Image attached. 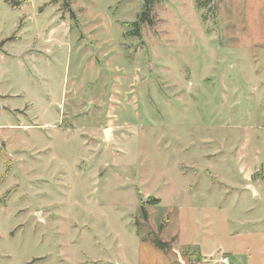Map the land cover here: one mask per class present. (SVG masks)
I'll return each instance as SVG.
<instances>
[{"label":"rangeland","instance_id":"1","mask_svg":"<svg viewBox=\"0 0 264 264\" xmlns=\"http://www.w3.org/2000/svg\"><path fill=\"white\" fill-rule=\"evenodd\" d=\"M144 2L0 0V264H264V0Z\"/></svg>","mask_w":264,"mask_h":264},{"label":"trees","instance_id":"2","mask_svg":"<svg viewBox=\"0 0 264 264\" xmlns=\"http://www.w3.org/2000/svg\"><path fill=\"white\" fill-rule=\"evenodd\" d=\"M155 1L156 0H145L143 10L139 15L138 22H135L134 25H138L139 23H143V22L153 23L151 11L153 5L155 4ZM68 6H69V1H68ZM157 201H158L157 199H150L149 203L154 204ZM153 243L155 244L156 247L161 248L163 250L168 248V244L158 238L153 239Z\"/></svg>","mask_w":264,"mask_h":264},{"label":"crops","instance_id":"3","mask_svg":"<svg viewBox=\"0 0 264 264\" xmlns=\"http://www.w3.org/2000/svg\"><path fill=\"white\" fill-rule=\"evenodd\" d=\"M257 197H258V196H257ZM261 200L264 201V197H263V198L261 197ZM258 221H259V223H258L259 225H260L261 223L264 222L263 219L257 220V221H255V222H258ZM240 231H242V229H241V230H236V231H234L232 234L234 235V237L237 236V235H240L242 238H245V239H247V238H249V236H251L250 231H244V230H243V232H241V233H240ZM248 233H249V234H248ZM223 250L226 251L227 254H228V252H231L230 250H225V249H223ZM232 250L235 251V252H237V249H236V248H235V249H232ZM246 250H247V249H246ZM202 252H203V256H204L205 258L208 257V255H207L204 251H202ZM246 252H248V250H247ZM222 253H223V252H222ZM227 254H226V255L224 254V255H222V256L228 257V259H229V256H228ZM237 255H238V254L236 253L235 256H237ZM211 256H212V255H211ZM205 258H204V260H207V258H206V259H205ZM219 258H220V257H219ZM219 258H218L219 261H214V263L231 264L230 259H229L228 263H224V262L221 261L222 257H221V259H219ZM245 263H246V264H250V263H248L247 261H245Z\"/></svg>","mask_w":264,"mask_h":264},{"label":"built area","instance_id":"4","mask_svg":"<svg viewBox=\"0 0 264 264\" xmlns=\"http://www.w3.org/2000/svg\"><path fill=\"white\" fill-rule=\"evenodd\" d=\"M221 261L224 263H228L229 259H228V257L222 256Z\"/></svg>","mask_w":264,"mask_h":264},{"label":"water","instance_id":"5","mask_svg":"<svg viewBox=\"0 0 264 264\" xmlns=\"http://www.w3.org/2000/svg\"><path fill=\"white\" fill-rule=\"evenodd\" d=\"M143 201H147V199L145 197H143Z\"/></svg>","mask_w":264,"mask_h":264}]
</instances>
